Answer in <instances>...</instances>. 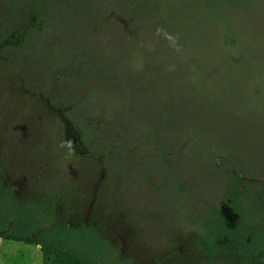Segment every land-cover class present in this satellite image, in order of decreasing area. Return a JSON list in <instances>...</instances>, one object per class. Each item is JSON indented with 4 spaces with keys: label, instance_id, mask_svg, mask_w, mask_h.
Returning a JSON list of instances; mask_svg holds the SVG:
<instances>
[{
    "label": "rangeland",
    "instance_id": "374dc122",
    "mask_svg": "<svg viewBox=\"0 0 264 264\" xmlns=\"http://www.w3.org/2000/svg\"><path fill=\"white\" fill-rule=\"evenodd\" d=\"M174 2L181 28L174 36L124 30L112 17L85 13L64 46L51 43L25 60L15 49L27 34L38 40L43 26L26 9L0 37L1 178L23 201L58 184L126 264H199L196 231L203 216L223 210L227 175L240 191L241 178L256 190L264 183V4L214 15L204 0ZM121 46L129 66L135 51L161 52L154 59L162 72L148 74L157 86L148 101L138 85L128 87L142 101L141 115L105 105L117 89L93 93L87 77L97 76L102 50ZM0 264H43L42 252L0 239Z\"/></svg>",
    "mask_w": 264,
    "mask_h": 264
},
{
    "label": "trees",
    "instance_id": "16d2710c",
    "mask_svg": "<svg viewBox=\"0 0 264 264\" xmlns=\"http://www.w3.org/2000/svg\"><path fill=\"white\" fill-rule=\"evenodd\" d=\"M21 1L0 0V37L17 28L26 9L36 19L42 20V28L37 29L39 39L35 40V34H27L22 46L15 49L19 51L18 55L23 54L25 60L37 57L51 43L64 46L71 24L78 26L85 13L96 14L101 21L112 17V20L119 21L115 25L124 30L150 31L147 34L151 36L155 34L152 32L174 36L181 29L178 24L175 25V0H29V7L24 4L19 8ZM204 2L207 13L214 15L233 9H239L241 13L251 12L264 4V0ZM122 33L131 35L126 31ZM172 41L171 44L183 46L175 37ZM125 43L124 46H131ZM124 46L119 48L120 51L102 50L96 61L98 65L93 68L97 76L88 73L87 77L95 82L93 93L100 90L103 95L113 94V89H117L115 100L108 101V96H104L107 98L105 105L112 103L125 108L129 105V114L141 115L142 101L137 100L131 91L138 85V94L144 93V100L148 101L151 87H157L148 74L159 75L162 72L163 67L158 66V60L154 59H160L161 52L142 56L140 51H133L134 63L129 66L132 59L128 47L126 50ZM148 59L151 66L141 65L140 68L139 64ZM66 153L74 158L70 150ZM162 154L166 165L173 170L168 152L163 149ZM229 175L223 210L203 216L202 226L196 231L199 264H264V183L259 184L260 188L256 190L250 181L242 186L241 178L240 191ZM57 188L58 184H54L53 192L23 201L0 176V239L6 243L39 247L43 264H126L120 259L117 247L102 235L92 221L85 222L57 192Z\"/></svg>",
    "mask_w": 264,
    "mask_h": 264
},
{
    "label": "flooded vegetation",
    "instance_id": "af4514ba",
    "mask_svg": "<svg viewBox=\"0 0 264 264\" xmlns=\"http://www.w3.org/2000/svg\"><path fill=\"white\" fill-rule=\"evenodd\" d=\"M89 223V222H88Z\"/></svg>",
    "mask_w": 264,
    "mask_h": 264
}]
</instances>
